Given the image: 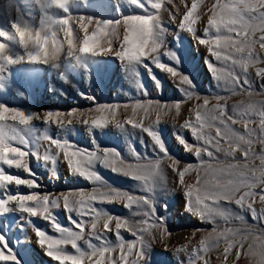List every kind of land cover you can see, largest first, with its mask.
I'll use <instances>...</instances> for the list:
<instances>
[{"label":"rangeland","instance_id":"obj_1","mask_svg":"<svg viewBox=\"0 0 264 264\" xmlns=\"http://www.w3.org/2000/svg\"><path fill=\"white\" fill-rule=\"evenodd\" d=\"M140 2L145 9L152 11L148 6V0H140ZM173 2L179 5V13L176 12L173 4L165 3L164 7L177 15L176 23L170 20L168 11L161 10L165 32L159 59L165 65H170L191 78L196 85L195 91L199 94V100L185 99L173 85L174 81L172 83L169 80L168 74L160 71L147 60L144 64L151 68L152 75L160 81L161 91L157 90L145 67L137 65L134 71L114 56V53L105 52L103 56H97L81 52L85 35L79 26L80 16L116 21L129 15L147 14L141 8L128 3V0H87L86 3L84 0H61L62 6L53 3L52 0H0V32L7 34L4 39H0V45H2L0 47V105L20 110L32 117L31 121L25 125L19 120L12 119L10 115L6 117L3 112H0L2 117L0 120H3L4 127L15 138L9 143L19 147L27 141L30 145L28 160L35 177H29L22 170L9 169L7 166L4 168L13 176L24 179L35 178L41 185L39 189L10 185L7 190L0 189V199L6 195L30 194L36 191L58 194L75 189L90 190L94 187L88 181L70 175L62 154L56 165L59 178L51 177L50 163L46 165L31 155L32 151H39L43 155L49 148L51 154H56L55 146L50 144L47 137L62 142L67 141L80 149L95 150L97 147L101 150L112 149L127 162H135L133 148L142 158L147 156L155 161L163 157L151 138L139 128H132L125 124L124 128L120 129L110 124L102 129H94L83 125L81 119L96 115L89 109L99 105H120L116 119L123 123L131 117V109H125L123 105L149 101L171 103L183 100L179 115L173 109L167 116L161 117L158 125L155 124V112L143 119L145 126H152L159 133L169 154L180 162L179 168L183 169L185 165H198L199 162L192 153L186 152L177 142L174 132L183 136L190 144L197 143L190 130L182 128L181 125L194 118L196 105L203 104L204 99L207 98L209 108L219 103L226 108L229 116L237 119V123L231 124L229 121V124L233 130L242 135H248L244 121L247 119L254 121L249 124V128L254 129V135L251 137L254 142L251 145L250 158L246 161L242 151H237L234 156H227L223 152L216 153L217 159L224 165L242 166L247 163L249 168L244 171L249 177H252V168H260L259 157L264 155V143H261L259 138L264 134L260 132L259 117L257 115L241 117L234 112V109H243L250 103L255 104L258 109L264 108V77L256 75L258 68H264V50L260 49L258 44L254 47V55L260 58V62L252 65L247 73H244L239 65H233L230 61H216L209 54L207 47L200 45L190 33L178 30V21L183 15L185 6L181 0H173ZM190 3L191 0H188L189 5ZM214 3L215 0H202L199 13L201 18L196 25L197 36L203 35L210 15L207 10ZM64 19L70 21L73 33L72 47L69 46V38L65 35L69 26L59 23ZM18 30L29 33L31 39L27 43H22ZM93 30L94 27L89 29V33ZM112 33L105 39L104 46L107 47L108 40H112L114 47L118 48L119 38L124 35V24L114 27ZM259 35L260 33L257 32L254 38L258 39ZM165 53H174L179 58V64L177 65ZM206 59L217 68H223L225 72L239 75L241 81L247 76L249 84L241 88L233 87L225 81L213 80L205 66ZM141 84L143 89L140 87ZM144 90L147 91V95L144 94ZM218 96L224 99L217 101ZM72 110L83 111L82 117L77 119L65 115L64 123L61 125L45 123L46 112L59 111L66 114ZM142 117L141 112L137 119ZM68 120H71L70 125L67 123ZM211 132L215 135L214 129ZM202 158L209 159L206 155ZM170 163L167 158L160 160V173L155 178L156 188L152 194L140 191L139 182L117 174L99 163L95 165V171L108 188L155 198L157 214L164 217L168 232L162 234L159 229H153L151 235L145 234L148 244L146 264H190L193 260L196 264H204L203 260H197V255L202 254L194 250L199 249L200 239L207 235L214 225L184 210V188L177 183L176 172L172 170ZM195 176L196 172L187 173L185 182L193 184ZM256 177H259L258 171ZM262 190L264 186L255 189L257 193ZM165 204L167 209L163 207ZM220 206L229 212L231 218L225 221L221 217H216L215 227L218 230L225 227L239 228L252 235L245 242V248L239 260L235 259L236 249H234L225 262L223 256L225 245L221 242L218 248L211 250L205 257L208 264H259L258 256L248 254V244L253 242L257 234L261 241H264V220H253L248 212L242 211L234 203L221 201ZM254 206L258 214L261 209H264V204L259 202L258 197ZM9 207L11 210L7 214L0 215V234L5 235L8 246L15 253L20 264H58L45 255V251L37 243L34 232L35 229H40L55 236L57 234L52 226L40 217H27L26 213L16 210L14 203L9 204ZM97 207L105 209L114 216L127 217L132 222L146 219L143 215H132V212L126 210L120 202L97 205ZM136 210L133 208L132 211ZM54 215L60 225L65 228L73 227L69 223L68 214L62 207L54 210ZM238 216H243V220L237 219ZM72 219L79 222V217H76L75 213H72ZM111 227L114 231V222ZM193 229L204 231L194 234ZM97 232L103 233L110 244L118 243L113 232H104L103 222L98 225ZM121 235L125 241L135 239L123 229ZM88 238L89 232L86 231L85 239L78 242L80 248L86 252L89 251L85 242ZM261 241L256 243L259 244ZM92 243L99 246L100 241L92 239ZM65 250L75 254L70 245L66 246ZM119 254L117 248L112 256L118 259ZM133 258L129 257L130 260ZM85 264L89 262L86 261Z\"/></svg>","mask_w":264,"mask_h":264},{"label":"snow or ice","instance_id":"obj_2","mask_svg":"<svg viewBox=\"0 0 264 264\" xmlns=\"http://www.w3.org/2000/svg\"><path fill=\"white\" fill-rule=\"evenodd\" d=\"M52 2L61 4V0H52ZM84 2L86 3L87 0ZM181 2L184 4L185 10L178 21V30L190 33L200 45L207 47L209 54L216 61H230L233 65H239L244 73H247L252 65L260 62V58L254 55L253 49L258 44L259 48L264 50V0H215V3L207 10L210 15L201 36H197L196 25L201 18L199 13L202 0H191L190 5L188 0H181ZM128 3L141 8L147 14L129 15L116 21L80 16L79 26L85 35L81 52L97 56H103L105 52L114 53V56L134 71L137 65L145 67L157 90L161 91L160 81L152 75L151 68L144 64V61L147 60L157 69L168 74L169 80L172 83L174 81L173 85L185 99L199 100V94L195 91L196 85L191 78L172 66L165 65L159 59V52L163 47L162 37L165 32L161 10L168 11L170 20L176 23L177 15L166 9L164 5L165 3L173 4L177 13L180 11L179 5L174 4L173 0H148V6L152 9L149 12L140 0H128ZM59 23L69 26L65 35L69 38V46L72 47L73 33L70 21L64 19ZM121 23L124 24V35L119 38L118 48L114 47L112 40H108V46L105 47V39L112 35V29ZM93 27L94 30L89 33V29ZM257 32L260 35L258 39H255ZM6 35V33L0 32V39H4ZM165 54L177 65L179 64V58L174 53ZM205 66L213 80L217 82L225 81L233 87L241 88L249 84L247 76L241 81L239 75L225 72L223 68H217L207 59ZM256 75L264 77V68H258ZM140 87L143 89L142 84ZM144 94L147 95L146 90H144ZM221 99L224 97H216L217 101ZM183 102V100L171 103L149 101L123 105L125 109H131V117L123 123L116 119L120 105H99L89 109L96 115L81 119L83 125L94 129H102L110 124L120 129H123L125 124L132 128H139L151 138L163 157L155 161L147 156L142 158L133 148L132 154L135 162H127L117 151L112 149L101 150L98 147L95 150L80 149L67 141L62 142L47 137L50 144L55 146L56 154H51L49 148L44 151L43 155L39 151H32L31 155L46 165L50 163L51 177L59 178L56 165L60 154H62L70 175L78 176L94 187L90 190L75 189L58 194L36 191L30 194L6 195L0 199V215L7 214L11 210L9 204L14 203L16 210L26 213L27 217H40L48 222L57 235L51 236L40 229H35L34 232L37 243L45 251V255L58 264H85L86 261L89 264H146L148 244L145 234L151 235L153 229H159L162 234L168 232L164 217L157 214L155 198L106 187L100 175L95 171V165L99 163L117 174L139 182L140 191L152 194L156 188L155 178L160 173V160L167 158L171 162L170 167L176 172L177 183L184 188V210L214 225L211 231L200 239L199 249L194 250L202 254L197 255V260H203L204 264H208L205 257L211 250L218 248L221 242L225 245L223 249L225 262L234 249H236L235 259L239 260L245 248V242L252 234L239 228L225 227L218 230L215 227V220L216 217H221L225 221L231 218L229 212L220 206L221 201L234 203L242 211L248 212L253 220H264V209H261L258 214L257 208L254 206L257 197L259 202L264 204V190L259 193L255 191L257 187L264 186V155L259 157L260 168H252V177H249L244 171L249 168L247 163L242 166L239 164L224 165L215 154L223 152L227 156H234L235 152L242 151L243 157L247 161L252 155L251 145L254 142L251 139L254 129L249 128V124L254 121L251 119L244 121L248 135H242L233 130L229 124V121L231 124L237 123V119L229 116L226 108L219 103L209 108V100L205 98L203 104L196 105L194 118L181 125L182 128L190 130L197 143L190 144L183 136L174 132L177 142L186 152L192 153L199 162L198 165L188 164L180 169V162L169 154L159 133L154 130V127L145 126L143 119L155 112V124L158 125L161 117L167 116L173 109L179 115ZM0 112H3L6 117L10 115L12 119L19 120L21 124L25 125L32 119L31 116L20 110L2 105H0ZM141 112L143 117L138 120L137 116ZM234 112H237L241 117L257 115L260 132L264 134V108L258 109L255 104L250 103L243 109H234ZM65 115L79 119L82 117L83 111L72 110L66 114L49 111L45 113V123L61 125L64 123ZM67 123L70 125L71 120H68ZM212 129L215 130V135H212ZM14 139L4 127L3 120H0V189L7 190L10 185L39 189L41 185L35 178L24 179L5 171L4 166H7L9 169L22 170L29 177H35L28 160L30 145L24 141L21 146L17 147L15 144L9 143ZM259 139L261 143H264V136ZM204 155L209 159L204 160L202 158ZM201 170H203V175H201ZM257 171L259 177H256ZM191 172H196L195 182L187 184L185 175ZM117 202L122 203L126 210L132 212V215H143L146 219L132 222L127 217L114 216L105 209L97 207V205ZM61 207L68 214L69 223L73 225L72 228H65L57 223L54 210ZM163 207L167 209L166 204ZM133 208L137 210L132 211ZM72 213L79 217V222L72 219ZM237 219L243 220V216H238ZM101 222H103L104 232H113L115 235L118 242L116 245L110 244L103 233L97 232ZM113 222L115 223L114 231L111 227ZM122 229L129 232L135 239L125 241L121 235ZM86 231L89 232V238L85 241L89 249L87 252L82 250L78 244L79 241L85 239ZM198 231L204 230L193 229L194 234ZM168 234L171 235V233ZM92 239L100 241L99 246L94 245ZM256 241H261L258 234L253 242L248 244V254L258 256L259 264H264V241L259 244ZM68 245L75 251V254L65 250ZM117 248L120 252L118 259L112 256ZM129 257L134 258L130 260ZM0 264H20L3 234H0ZM190 264H196V261L193 260Z\"/></svg>","mask_w":264,"mask_h":264},{"label":"clouds","instance_id":"obj_3","mask_svg":"<svg viewBox=\"0 0 264 264\" xmlns=\"http://www.w3.org/2000/svg\"><path fill=\"white\" fill-rule=\"evenodd\" d=\"M18 35L20 36L22 43H27L31 39L30 34L25 32V31H19L18 30ZM0 118H2V117H0Z\"/></svg>","mask_w":264,"mask_h":264}]
</instances>
